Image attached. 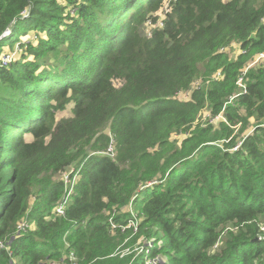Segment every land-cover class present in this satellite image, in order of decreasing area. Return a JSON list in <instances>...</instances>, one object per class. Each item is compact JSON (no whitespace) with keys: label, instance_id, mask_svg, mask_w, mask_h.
I'll return each instance as SVG.
<instances>
[{"label":"trees","instance_id":"trees-1","mask_svg":"<svg viewBox=\"0 0 264 264\" xmlns=\"http://www.w3.org/2000/svg\"><path fill=\"white\" fill-rule=\"evenodd\" d=\"M14 44L0 264H264V0H0Z\"/></svg>","mask_w":264,"mask_h":264},{"label":"rangeland","instance_id":"rangeland-1","mask_svg":"<svg viewBox=\"0 0 264 264\" xmlns=\"http://www.w3.org/2000/svg\"><path fill=\"white\" fill-rule=\"evenodd\" d=\"M168 9H169V8L167 7V4H165V5L163 6V11L161 10L162 12H158V13H157V14H160V13H161V16H160L159 19L157 20V23H158L159 25H161V18L164 17V14H165V12L168 11ZM30 36H32V35H30ZM24 40H25V38H24ZM236 47H237V46H236L235 44H232V45L230 46V54H235V53L238 51V49H237ZM19 51H20V47H19V45L14 44L12 48L5 47L4 50H3V52L1 53L0 57L3 58L6 62H8L9 60H12V58H14V57L18 54ZM19 53H20V52H19ZM13 56H14V57H13ZM259 58H260V57L256 58V59H255L250 65H253V63H254L255 61H258ZM5 61H3V62L5 63ZM3 62L1 61V63H3ZM4 63H3V64H4ZM196 83H201V79L198 78V79L196 80ZM119 84H120V82H117V83H116V85H119ZM193 85L195 86V81H194ZM187 95H188V94H183V95H180V97H186ZM71 107H72V104H71V103L67 104L66 107H65V109L59 112L58 116H60V117H63V116H69V115L71 114ZM207 114H208V112H207V111H204V112L202 113L201 117L204 118L205 116H207ZM180 134H181V133H180ZM180 134H179V135H180ZM25 136H26V139H31V137H30L28 134H25ZM108 149H109V148H108ZM105 152H107V151H105ZM111 152H112V151H110L109 153H111ZM121 210H123V208H122ZM140 251H141V250H140Z\"/></svg>","mask_w":264,"mask_h":264},{"label":"built area","instance_id":"built-area-1","mask_svg":"<svg viewBox=\"0 0 264 264\" xmlns=\"http://www.w3.org/2000/svg\"><path fill=\"white\" fill-rule=\"evenodd\" d=\"M263 56H264V54L263 53H260L257 56V58L258 57H263ZM1 61L3 62L5 60L3 58H1ZM5 63H7V62L5 61ZM110 151H112V152L109 153ZM106 153H108L110 156H113V150H112V148L110 147ZM68 174H69L68 171H66L65 174H64V183H65L66 186H70V189H71L72 183H73V181H74V179H75L76 176H74L73 178L70 179L68 177ZM67 192L69 193L70 191L68 190ZM55 208H56L55 209L56 212H58V213H62L63 212V206L62 205L56 206ZM28 225L29 224L24 220L23 222L19 223L16 226V229H17V231H20V230L24 231V230H26L28 228ZM45 264H78V263L76 261V257L74 255V253L73 252H69L66 255V258H64V256H63V258L61 260H49Z\"/></svg>","mask_w":264,"mask_h":264},{"label":"clouds","instance_id":"clouds-1","mask_svg":"<svg viewBox=\"0 0 264 264\" xmlns=\"http://www.w3.org/2000/svg\"><path fill=\"white\" fill-rule=\"evenodd\" d=\"M75 179H76V177H75ZM75 179H74V181H73V183L75 182ZM65 184V183H64ZM66 186V185H65ZM70 192L73 190V185L71 186V189H70V186H69V189H68Z\"/></svg>","mask_w":264,"mask_h":264}]
</instances>
